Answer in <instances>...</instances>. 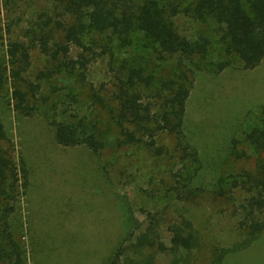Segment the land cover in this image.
Wrapping results in <instances>:
<instances>
[{
  "label": "trees",
  "instance_id": "obj_1",
  "mask_svg": "<svg viewBox=\"0 0 264 264\" xmlns=\"http://www.w3.org/2000/svg\"><path fill=\"white\" fill-rule=\"evenodd\" d=\"M25 1L2 0V5L12 14ZM39 1L48 3L47 10L26 32L29 41H6L0 15V97L19 117L33 118L41 113L56 135L67 138L73 146L89 148L97 156L109 157L100 166L109 183L112 169L117 167L123 174L122 155L132 149L154 156L171 155L192 164L200 161V152L187 135L185 117L196 74L204 67L212 38L201 32L196 36L184 34L177 18L217 25L228 56L217 63L221 70L233 65L235 57L244 69H254L264 60V0ZM7 30L10 33V28ZM138 47L150 49L159 61ZM34 49L46 58V65L35 77L31 74ZM116 49L127 55L119 57V62L110 61V81L97 86L89 80L92 64L108 50L114 53ZM129 49L136 52L128 54ZM161 64L168 74L158 77L155 71ZM55 78L69 83L63 87L50 84ZM47 82L49 93L44 90ZM76 85L87 88L91 112H83L82 93L75 92ZM166 138L173 141V147ZM246 138L264 154V119ZM15 145L0 116V264L28 262L27 250L12 230V216L23 195L28 194L32 176ZM259 167L258 174L248 179L261 196L250 204L260 210V217L264 212V160ZM125 204L121 206L119 241L103 264H158L160 253L184 256L200 245L191 219L166 221L164 214L149 212L146 224H138ZM163 223L170 233L169 243L161 233ZM263 230L264 216L254 219L246 246ZM222 260L223 256H218L216 264Z\"/></svg>",
  "mask_w": 264,
  "mask_h": 264
},
{
  "label": "rangeland",
  "instance_id": "obj_2",
  "mask_svg": "<svg viewBox=\"0 0 264 264\" xmlns=\"http://www.w3.org/2000/svg\"><path fill=\"white\" fill-rule=\"evenodd\" d=\"M46 3L26 0L11 14L0 0L6 41H29L26 32L47 10ZM177 22L184 34L201 32L212 38L204 67L196 74L185 117L187 135L200 152L198 164L132 149L122 155L123 174L117 167L112 169L109 183L100 169L109 157L97 156L85 146H73L56 135L41 113L33 118L19 117L0 97V116L32 176L31 188L12 216V230L27 250V264H103L119 241L121 206L125 203L138 224H146L151 212L164 214L166 221L183 217L193 221L200 245L184 256L160 253L158 264H216L218 256H223L222 264H264V230L246 246L251 223L264 216L262 212L259 217L260 210L250 205L253 198L261 196L248 179L258 174L264 154L246 138L264 119V60L254 69H244L235 57L233 65L221 70L216 65L228 56L217 25L183 16ZM138 49L159 61L150 49ZM77 53L74 48L73 54ZM126 55L108 50L92 64L89 80L97 86L108 83L113 75L110 61L119 62V57ZM32 62L35 77L46 65L45 55L34 49ZM163 68V64L156 68L158 77L168 74ZM51 83L63 87L69 82L55 78ZM50 89L47 82L44 90L49 93ZM75 92L82 93L83 112H91L87 88L76 85ZM166 139L173 147V141ZM154 194L156 198L151 196ZM161 233L169 243L166 223ZM237 246L240 248L234 250Z\"/></svg>",
  "mask_w": 264,
  "mask_h": 264
}]
</instances>
